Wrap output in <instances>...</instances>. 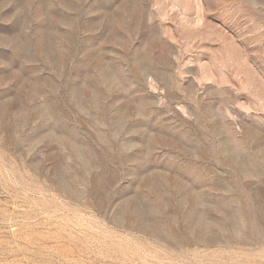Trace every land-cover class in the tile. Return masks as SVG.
<instances>
[{"label":"rangeland","instance_id":"1","mask_svg":"<svg viewBox=\"0 0 264 264\" xmlns=\"http://www.w3.org/2000/svg\"><path fill=\"white\" fill-rule=\"evenodd\" d=\"M0 264H264V0H0Z\"/></svg>","mask_w":264,"mask_h":264}]
</instances>
